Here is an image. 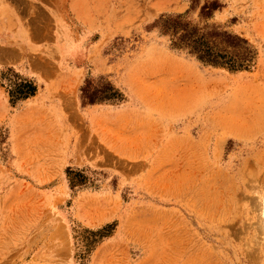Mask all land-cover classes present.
I'll return each instance as SVG.
<instances>
[{"label":"rangeland","instance_id":"1","mask_svg":"<svg viewBox=\"0 0 264 264\" xmlns=\"http://www.w3.org/2000/svg\"><path fill=\"white\" fill-rule=\"evenodd\" d=\"M80 6L109 36L81 48L79 113L105 109L93 133L80 123L73 158L10 159L0 126V170L45 177L35 190L0 185V264H264V0ZM162 15L245 41L249 69L173 48ZM0 89L15 106L38 87L7 71Z\"/></svg>","mask_w":264,"mask_h":264},{"label":"crops","instance_id":"2","mask_svg":"<svg viewBox=\"0 0 264 264\" xmlns=\"http://www.w3.org/2000/svg\"><path fill=\"white\" fill-rule=\"evenodd\" d=\"M97 18L84 13L80 0H0V75L10 71L38 87L35 96L15 106L0 89V126L7 130L10 159L47 158L43 153L67 158L68 152L77 157L80 123L85 120L93 133L94 118L105 105L79 113L85 68L78 58L92 36H109V24H98ZM100 26L105 28L102 33ZM90 61L86 56L85 64ZM24 142L38 155L24 156L18 149ZM41 181L45 177L34 169L0 170V185L35 190Z\"/></svg>","mask_w":264,"mask_h":264},{"label":"trees","instance_id":"3","mask_svg":"<svg viewBox=\"0 0 264 264\" xmlns=\"http://www.w3.org/2000/svg\"><path fill=\"white\" fill-rule=\"evenodd\" d=\"M157 25L163 34L170 36L173 48L202 64L230 71H244L250 67L253 57L246 42L219 27L197 28L183 22L181 15H162Z\"/></svg>","mask_w":264,"mask_h":264}]
</instances>
